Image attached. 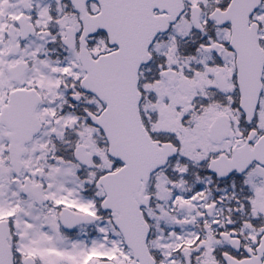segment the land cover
I'll return each mask as SVG.
<instances>
[{
	"label": "snow or ice",
	"instance_id": "snow-or-ice-1",
	"mask_svg": "<svg viewBox=\"0 0 264 264\" xmlns=\"http://www.w3.org/2000/svg\"><path fill=\"white\" fill-rule=\"evenodd\" d=\"M0 264H264V0H0Z\"/></svg>",
	"mask_w": 264,
	"mask_h": 264
}]
</instances>
